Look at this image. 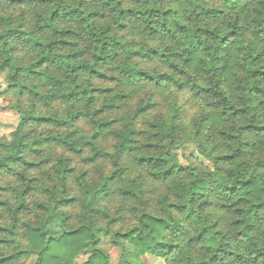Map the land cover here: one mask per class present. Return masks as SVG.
I'll return each mask as SVG.
<instances>
[{"label": "trees", "instance_id": "trees-1", "mask_svg": "<svg viewBox=\"0 0 264 264\" xmlns=\"http://www.w3.org/2000/svg\"><path fill=\"white\" fill-rule=\"evenodd\" d=\"M4 67L0 264H264V0H0Z\"/></svg>", "mask_w": 264, "mask_h": 264}, {"label": "rangeland", "instance_id": "rangeland-1", "mask_svg": "<svg viewBox=\"0 0 264 264\" xmlns=\"http://www.w3.org/2000/svg\"><path fill=\"white\" fill-rule=\"evenodd\" d=\"M10 76L11 71L9 68L4 67L0 68V93H3L7 86L10 83ZM18 123V116L15 112H12L6 108V102L2 100L0 97V139L8 138L10 133L14 130ZM177 156L179 159V162L181 164H186L187 158H191L192 160L197 159L200 160L206 164H209V162L202 158L196 151V147L193 143L186 144L182 147H180L177 151ZM120 255V251L117 248H114L110 251V263L116 264L118 261ZM143 261L146 264H164L162 260L157 259L155 257H152L150 255H147L143 258ZM34 262V258L31 260L29 264H32Z\"/></svg>", "mask_w": 264, "mask_h": 264}]
</instances>
